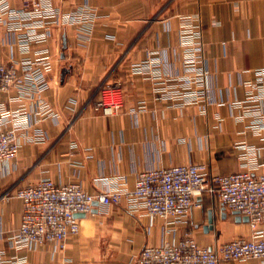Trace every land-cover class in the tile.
Instances as JSON below:
<instances>
[{"label":"crops","instance_id":"0c3cea01","mask_svg":"<svg viewBox=\"0 0 264 264\" xmlns=\"http://www.w3.org/2000/svg\"><path fill=\"white\" fill-rule=\"evenodd\" d=\"M40 1L51 12L45 18L24 15V0H0V63L15 64L19 72L26 60L51 65L41 94L28 98L13 89L0 95V116L24 108L33 138L22 139L17 157L0 164V264H134L146 246L186 234L211 249L251 239L250 222L238 221L218 198L204 194L182 223L151 220L126 202H95L78 217L80 231L68 237L65 250L50 244L12 248L9 237L24 210L12 194L42 179L80 183L96 195L108 188L134 189L138 174L155 168L203 163L211 174L239 172L241 156L251 149V169L264 171V128L255 132L254 118L243 116L252 104L247 84L264 68V0ZM90 17L94 26L86 35L80 27ZM186 18L201 29L208 69L205 97L190 104L166 95L182 83L184 61L192 56L180 46ZM115 84L121 85L124 104L106 115L95 108L100 88ZM40 96L56 117L37 113Z\"/></svg>","mask_w":264,"mask_h":264},{"label":"built area","instance_id":"2783aa9c","mask_svg":"<svg viewBox=\"0 0 264 264\" xmlns=\"http://www.w3.org/2000/svg\"><path fill=\"white\" fill-rule=\"evenodd\" d=\"M23 12L29 18L37 15L45 18L51 13L40 0H24ZM188 25L192 27L183 33L181 44L191 52L193 49L198 52L193 38L188 37L189 30L195 29L197 25ZM31 26L29 38L37 35L36 28ZM93 26L94 19L90 17L80 29L89 35ZM194 35L199 38L201 31H195ZM28 49L27 46L23 50ZM199 56L201 61L202 56ZM194 68L198 69L197 72L193 71ZM50 69L47 60H26L22 72L15 64L0 63V95L8 94L13 89L28 98L41 94L47 87L46 74ZM185 70L187 74L194 73L206 79V66L190 65ZM255 73L256 82L248 85L247 92L252 104L244 107L243 116L254 118L255 123L251 127L259 133L264 128V68L257 69ZM171 88L166 95L175 100H183L184 103L198 101L193 95L189 96V101L186 99L188 90L184 83ZM123 104L121 85L115 84L101 87L100 100L95 108L110 115L120 110ZM34 108L42 117H56L50 104L41 96L37 98ZM30 127L31 119L24 108L7 111L0 116V164L17 157L22 139L33 140L27 133ZM20 131H25L23 136ZM255 159L256 150L251 149V154L241 156L243 170L229 174H211L203 163L149 169L138 174L134 189L108 188L96 195L88 193L80 183L57 185L51 179H42L27 184L12 194L22 201L24 210L21 225L9 237V241L15 251L43 244L65 250L68 237L80 231L77 215L90 213L95 202L106 206L126 202L129 209L141 210L151 220L161 218L182 223L190 215L193 206L200 204L197 198L210 194L218 198L229 211L249 218L254 234L251 239L238 238L211 249L201 246L194 237L186 234L178 241L146 246L134 264H219L221 261L264 260V229L260 228L264 224V171L256 174L251 169L249 163Z\"/></svg>","mask_w":264,"mask_h":264},{"label":"rangeland","instance_id":"374dc122","mask_svg":"<svg viewBox=\"0 0 264 264\" xmlns=\"http://www.w3.org/2000/svg\"><path fill=\"white\" fill-rule=\"evenodd\" d=\"M184 21H185L184 22L185 24H183L181 26L180 33H179V36H180V46H181L182 49H184L186 51H189L190 49L187 50L186 46H183L181 44V40L184 38V34L183 33H185L186 30L189 29V28H191L192 26H189L187 24L188 23L187 18ZM190 25H192V24H190ZM197 30L201 31V29H200V27L198 25H197V27H195V29L189 30L190 32L188 31L189 32L188 37L193 38V40L195 42V48H198V52L199 53H202L203 47H202V44H201V41H200L201 40V37H202V33H201V36L199 37L200 39L199 38H196V36L194 34H195V31H197ZM189 52L192 53V56L184 61V71H185V74L183 75L182 83H184V86L187 85L186 90H188V91L185 94L186 95V99L189 101V96H192L193 95V98L194 99L200 101V100H202L205 97V91L203 89L205 87L206 79L204 80L203 78L198 77V75H196L194 73L187 74L188 72L185 69H186V67H189L190 65L196 66V67H198L199 65L200 66H203V67L206 66V71H207L206 78H207V76H208L207 64H206V61L203 58H201V61L199 60V58H200L199 55H201V54H199L195 49H193L192 52L191 51H189ZM197 57H198V59H197ZM190 62H193V63H190ZM196 70H198V69L197 68H194L193 69L194 72H197ZM168 77H170V76H168ZM189 82H190L191 85H189ZM191 82H193V84ZM250 83H252V82H250ZM178 84H180V83H178ZM249 84H247V86ZM171 87H172V85H171ZM170 90H172V88ZM171 98H173V97L171 96ZM198 101H195V102H198ZM186 104H190V103H186Z\"/></svg>","mask_w":264,"mask_h":264},{"label":"water","instance_id":"95a60500","mask_svg":"<svg viewBox=\"0 0 264 264\" xmlns=\"http://www.w3.org/2000/svg\"><path fill=\"white\" fill-rule=\"evenodd\" d=\"M233 214L236 215L238 221L249 222V218L247 216H241L238 212H233ZM77 216L79 217L80 215H77ZM209 222H210V225L213 223V220L211 219V217H210Z\"/></svg>","mask_w":264,"mask_h":264}]
</instances>
